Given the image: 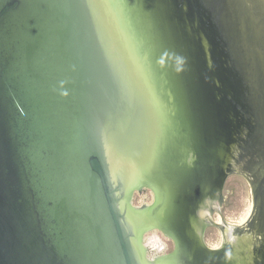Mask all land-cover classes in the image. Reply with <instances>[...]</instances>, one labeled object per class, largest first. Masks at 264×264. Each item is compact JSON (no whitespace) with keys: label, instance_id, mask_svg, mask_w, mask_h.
I'll return each mask as SVG.
<instances>
[{"label":"water","instance_id":"water-1","mask_svg":"<svg viewBox=\"0 0 264 264\" xmlns=\"http://www.w3.org/2000/svg\"><path fill=\"white\" fill-rule=\"evenodd\" d=\"M141 80L176 153L157 104L140 128ZM261 160L264 0H0V264H264L263 211L243 235L212 219L230 175L261 187ZM209 226L233 235L210 248ZM153 230L170 254L148 256Z\"/></svg>","mask_w":264,"mask_h":264},{"label":"rangeland","instance_id":"rangeland-1","mask_svg":"<svg viewBox=\"0 0 264 264\" xmlns=\"http://www.w3.org/2000/svg\"><path fill=\"white\" fill-rule=\"evenodd\" d=\"M214 20L219 25V27L222 25L219 23V20L216 17ZM220 31H221L220 32L221 36L225 38L224 39L225 44L230 46L227 47V50L232 55L231 57L237 60L238 56H240V53L238 52V49L235 47L236 45L235 38L232 36V35L236 36V28H233L232 30L231 28H223ZM247 63L248 60L247 58H245L244 64ZM247 72L251 73V71H247ZM259 158H261L260 155L257 156V159ZM262 163H264L263 160H261L260 163L256 162L254 164V166L256 167L255 168L256 171L259 165H261ZM262 182L263 184L261 185V187L255 185L253 186V184H251L249 180L246 177L242 176L241 174L230 175L226 179L220 193L222 198L221 212L220 213L214 212V214L212 215L213 217L212 219L216 222L220 221V219H223L227 223H230L229 226H233V225L234 226L236 225V227L237 225L241 226L242 227L241 235L245 233L244 232L245 227L247 228L252 227L255 221L261 224V220H257V219L260 218V214L262 211H263L262 215L264 214V179L262 180ZM153 202H154V194L150 189H145L143 191H136L132 198L133 206L139 208H143L144 206H150L153 204ZM249 210L250 211L252 210L251 214L249 213L250 212ZM246 220L248 224L243 226V222L245 223ZM231 231L232 230L228 231L227 234L228 239H230V237L233 235ZM146 237L147 238L152 237L154 239V240L151 239L153 242L157 241L160 244V250L158 252L154 251L151 253L148 251V256L150 258L156 255H167L174 250V244L172 240L166 237L159 230H153L148 232L144 236V241H146L147 239ZM224 239L225 236L223 234V231L216 226H209L205 231V242L210 248L213 249L220 248L223 244ZM144 244L146 245L145 242Z\"/></svg>","mask_w":264,"mask_h":264},{"label":"bare ground","instance_id":"bare-ground-1","mask_svg":"<svg viewBox=\"0 0 264 264\" xmlns=\"http://www.w3.org/2000/svg\"><path fill=\"white\" fill-rule=\"evenodd\" d=\"M134 93L138 96L137 97L139 99L138 101L144 99V102H146V108H142V111H144L145 113L142 114L141 117H140V121H139L140 128H142L144 126V124H145L144 121H146L148 119V116H147L148 113L147 112L149 111L152 114L150 105L152 107H155V104H157L158 107H159V110H160L161 119L163 121V123L161 124L160 130L158 132L159 140H160L162 146L164 147V146H167V145L170 144L169 141L171 139L172 149H173L174 153H176L178 151V148H177V144L174 142L173 137H172V134H173V130H172L173 126H172V123H171L172 122V116L168 112V110L165 108V102L163 100L164 98L162 97L159 89L157 87H155L150 80H141L140 84H138V85L136 84V86L134 88ZM154 113H156V112H154ZM152 117H153V115H152ZM145 131L148 132V134H149V136H148V134L146 133L147 134V138L143 141V142H146V143L142 142V139L140 138V132H138L135 129L133 130V137L134 138H138L140 140L141 144L143 143V148L140 149V151L138 152L137 155L139 157H143L144 156V157L148 158V157L151 156V152H152V150L149 151L150 141L152 140V135H151L150 131L147 128H145ZM110 150H113L112 147H110ZM115 157H118V156L115 155ZM118 163H119V165H121V164L124 165V166L126 165L127 173H130V171H131L130 167L131 166H130L129 162H127V161H124V162L119 161ZM251 211L249 212L250 214H251ZM247 217H249V216H247ZM217 223L222 225L223 224L222 223V219H220V221H218ZM228 224H230V223H228ZM247 224H248L247 220H246L245 223L243 222V226L247 225ZM231 225H233V224H231ZM233 226H229L230 229H233ZM234 227H236V225ZM237 227H238V225H237ZM224 236L227 237V234L224 235ZM151 239H153V238L152 237H148L146 239V241H145L148 251L151 252V253L154 252V251L158 252L160 250L159 242H157V241L153 242ZM227 239H228V237H227Z\"/></svg>","mask_w":264,"mask_h":264}]
</instances>
